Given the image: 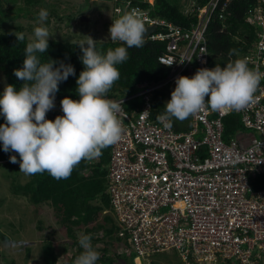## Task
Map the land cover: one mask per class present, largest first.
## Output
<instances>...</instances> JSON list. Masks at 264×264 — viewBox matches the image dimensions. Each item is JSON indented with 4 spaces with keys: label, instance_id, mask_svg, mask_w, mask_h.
<instances>
[{
    "label": "built area",
    "instance_id": "2783aa9c",
    "mask_svg": "<svg viewBox=\"0 0 264 264\" xmlns=\"http://www.w3.org/2000/svg\"><path fill=\"white\" fill-rule=\"evenodd\" d=\"M230 1L209 0L202 7L191 1L196 22L186 33L148 10L128 9H141L145 25L165 28L148 39L166 42L157 61L168 68L157 82L106 97L123 101L126 118L121 141L110 146L109 208L102 214L113 216L115 237L135 254L134 264H150L154 255L170 252L184 264H258L263 259L264 147L257 143L264 142V79L250 106L212 111L206 105L190 116L187 131L166 127L169 121L153 116L156 92L165 93L167 103L177 78L216 66L209 64L206 31L217 9L218 19L229 15ZM124 11L117 7L113 21ZM244 22L253 26L255 39L241 59L264 73V0L247 9ZM61 101L55 95L46 119L63 116ZM232 113L241 127L226 138L223 119Z\"/></svg>",
    "mask_w": 264,
    "mask_h": 264
},
{
    "label": "clouds",
    "instance_id": "9594fccd",
    "mask_svg": "<svg viewBox=\"0 0 264 264\" xmlns=\"http://www.w3.org/2000/svg\"><path fill=\"white\" fill-rule=\"evenodd\" d=\"M189 1L188 11L193 0ZM196 1L202 7L209 0L203 5ZM48 15L46 9L40 10L41 26L34 29L35 40L25 47L23 67L14 70L15 77L24 83L18 91L13 85H5L0 96V116L5 120L0 125V142L5 153H18L20 172L25 175L47 172L61 180L68 179L82 161L99 158L103 149L121 141L126 118L123 101L107 99L106 95L120 79L116 65L129 59L128 49L144 46L147 28L145 13L131 8L112 20L109 29L110 40L126 46L110 48L105 55L97 50V41L90 36L80 41L76 46L82 52L80 60L84 70L76 81L79 100L62 99L63 116L52 121L46 119V114L55 107L58 85L75 76V69L62 61L41 62L38 54L47 52L51 36L43 26ZM16 38L17 42L25 39L23 33ZM233 53L230 50L229 54ZM262 79L264 73L249 68L246 59H237L224 67L216 65L211 70L198 69L192 78L176 79L171 99L164 106L165 114L157 119L169 121L165 126L171 127L172 118L184 121L206 105L212 111H240L254 103V94ZM257 147H264V142H258ZM9 160L18 163L16 156ZM91 240L90 234H79L78 243L83 251L74 264H97L100 253L93 248Z\"/></svg>",
    "mask_w": 264,
    "mask_h": 264
},
{
    "label": "trees",
    "instance_id": "16d2710c",
    "mask_svg": "<svg viewBox=\"0 0 264 264\" xmlns=\"http://www.w3.org/2000/svg\"><path fill=\"white\" fill-rule=\"evenodd\" d=\"M113 3V17L108 23L110 29L112 20L116 18L115 9L120 7L122 11L129 7H139L148 10L151 17L163 19L172 25L178 26L183 32L191 30L196 22V16L183 6L188 5L189 0H153L149 4L146 0H110ZM208 0H199L203 5ZM225 0H221L223 3ZM130 3L127 5L126 3ZM256 0H231L227 11L229 15L225 20L218 19L219 9L216 10L215 20L207 28V51L209 54V64L224 67L229 61L233 63L251 48L255 39L254 28L244 22L246 11ZM220 3V4H221ZM44 9L43 0H0V74L6 80V85H13L18 91L23 81L14 75L15 69L23 67L25 59L24 51L27 43L35 39H28L25 35L23 42H17L16 35L21 33V27L16 26L19 33L10 32L4 25L10 24L19 19H36L41 9ZM83 14V13H82ZM61 20V19H60ZM145 43L141 48L128 49L129 59L122 64L116 65L120 71V79L116 81L107 93L108 96H120L123 93L133 92L137 86L150 84L161 80L168 73V68L158 63L157 58L165 52L166 42L150 41L148 38L153 33L164 31L163 27L145 25ZM239 38V40L237 39ZM79 42L48 40V50L46 53L38 54L42 63L48 59L71 64L75 69V76H70L67 81L58 85L59 91L55 94L57 98L65 97L76 100L79 96L76 93V81L80 73L84 70L80 57L82 52L78 46ZM118 46H126L121 42H113L110 37L106 41H97L96 48L101 54L107 53L108 49H115ZM234 50L233 54H229ZM57 67L59 64L56 65ZM166 94L156 92L153 99V116L165 114ZM2 117V116H1ZM171 126L176 131H187L190 128L191 117L184 121L171 119ZM224 135L229 138L237 129L241 127L239 116L232 113L223 119ZM12 151L5 153L0 146V161L9 160ZM110 146L102 150V155L92 161H82L72 172L68 179L56 180L47 172L29 175L30 180L21 185L11 182V192L13 195L26 198L33 205H50L56 218V224L64 231L71 241V249L74 248L71 256L74 261L81 254L83 249L78 243L79 230L82 234L92 236L93 247L103 241L100 253V264H113L112 259L106 257L109 247H115L112 240L121 243V239L115 237L118 226L111 214H102L109 208V199L105 193L107 165L109 163ZM19 163L18 153H15ZM11 163V162H10ZM9 163V164H10ZM14 163H11L13 165ZM41 228V226H40ZM102 233V236L97 235ZM6 240V237L1 235ZM128 248L126 245H124ZM63 247L61 252H65ZM128 251L129 248L127 249ZM26 258L30 250L26 249ZM58 250L51 240H46L41 246V264H58ZM124 255V254H123ZM156 255L151 259L153 260ZM135 255L130 258L133 263ZM8 262L7 260H4ZM14 264V261H9ZM153 264V263H152Z\"/></svg>",
    "mask_w": 264,
    "mask_h": 264
},
{
    "label": "rangeland",
    "instance_id": "374dc122",
    "mask_svg": "<svg viewBox=\"0 0 264 264\" xmlns=\"http://www.w3.org/2000/svg\"><path fill=\"white\" fill-rule=\"evenodd\" d=\"M43 1L44 9L49 13L43 25L49 30L51 35L49 39L80 42L86 40L88 36L94 41H106L110 37L108 23H111L114 9L110 0ZM146 1L153 2V0ZM183 6L188 9L189 4L185 3ZM17 25L22 29L20 32L28 39H35L34 29L41 26L38 18H22L4 25V28L10 32L19 33L15 29ZM5 85L6 80L0 74V96L3 94ZM175 121L178 120L175 119ZM3 124H5L4 117L0 116V125ZM0 146L3 147L2 142ZM9 163L10 160L0 161V264H9V261H14V264H41V246L48 239L58 250V264H74L71 256L75 249H71L70 239L56 224L51 206L33 205L26 198L12 194L11 182L23 185L30 180V177L20 172L19 163L13 165ZM79 232L82 233V229ZM1 235L6 237L5 241ZM97 235L102 236V233L97 232ZM103 243L99 241L93 248L100 253ZM111 243L115 247L108 248L106 257H110L113 264H130V258L135 254L125 250L126 248L124 249L119 242L112 240ZM63 247L66 250L62 253ZM26 249L30 250L27 258ZM150 261V264H184L172 252L156 255ZM97 264H100L99 260ZM258 264H264V256Z\"/></svg>",
    "mask_w": 264,
    "mask_h": 264
}]
</instances>
